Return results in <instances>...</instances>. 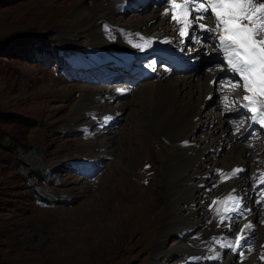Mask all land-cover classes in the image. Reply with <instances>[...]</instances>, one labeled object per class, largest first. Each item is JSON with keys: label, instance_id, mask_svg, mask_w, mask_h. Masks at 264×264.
Masks as SVG:
<instances>
[{"label": "rangeland", "instance_id": "374dc122", "mask_svg": "<svg viewBox=\"0 0 264 264\" xmlns=\"http://www.w3.org/2000/svg\"><path fill=\"white\" fill-rule=\"evenodd\" d=\"M162 2L0 0V264H248L256 251H264V211L255 215L250 231L240 210L237 220L230 215L232 229L225 233L242 237L235 249L224 246L216 257L217 247L208 245L222 206L220 177L205 185V206H193L201 224L186 230L189 216H171L162 234L170 204L162 201L183 191L174 185L179 177H172L182 159L178 150L170 157L174 140L160 124L149 130L151 124L138 117L135 90L148 79H129L117 61L133 53L134 60L146 57V67V43H124L115 31L134 18H148ZM81 5L100 17L106 7L117 6L110 15L115 29L103 21L102 40L95 38L91 18L75 29ZM109 34L124 47L100 44L112 42ZM179 42L167 45L181 56ZM194 50V74H203L217 56L209 57L204 46ZM159 64L149 70L158 73L166 65ZM121 83L130 86L120 96L129 105L122 114L100 115L95 94L107 97L105 89L110 93L111 85ZM223 90L217 88L212 102L224 100ZM234 152L231 141L225 142L217 152L220 164Z\"/></svg>", "mask_w": 264, "mask_h": 264}, {"label": "bare ground", "instance_id": "6f19581e", "mask_svg": "<svg viewBox=\"0 0 264 264\" xmlns=\"http://www.w3.org/2000/svg\"><path fill=\"white\" fill-rule=\"evenodd\" d=\"M116 1L126 5V0ZM183 2L184 0H163L160 5L155 6L154 12L151 15L149 14L148 18H134L130 20L129 25L119 26L122 28L115 30L118 31V37H121L125 41H123L124 43L127 42L142 47V45L148 42L144 49L145 51L148 50L149 54L146 63L148 76L139 79L132 75L134 74L132 68L134 66H143V63L146 62V57H139V59L135 60L136 62H140L137 65L133 63V59H136V57L131 58L133 53L126 55V60L119 58L117 61L125 72L128 69L126 73L129 75V79L131 77L139 80L148 79L142 82L135 90V96L139 100L136 107L137 110L139 109L138 114L140 113L138 117L146 121V123L149 122L151 124L149 130H154L160 124L162 130L171 137L170 139L174 140L175 149H170V157L174 156L175 151L178 150L179 158L182 159V168L175 166L176 169L172 172V177L173 179L179 177L175 180L174 185L177 187L181 185L183 191L168 193L164 202L162 201L164 205L166 201H170V204L168 207L165 205L166 209H168V220L160 227L170 226L171 216L178 218V220H184L183 217L189 216V219L186 217L187 220H184L185 224L183 223L182 227L184 229H191L194 225L201 224V222L195 219L197 210L193 207L194 204H198V206L203 204L205 206V185L217 181V177H227L222 178L224 181L220 189V203L222 206L219 210L220 217L218 216V223L211 227L213 231L206 237L210 240L208 245L213 248L217 247L215 256L220 257L224 246H232L234 249L238 247L236 239L224 231L232 229V226L227 224L231 216L236 219L239 215L238 210H240L243 216L245 215L242 222L245 225L255 226L253 223L255 215L260 211H264V180L258 181L261 179L260 177L264 176V130L260 127L256 129L257 127L251 128L248 124L241 125L240 123L239 119L247 113V110L242 108L245 102L243 96L247 93L241 87H233L237 83L242 84V81H240L238 75H235L232 71H228L222 64L219 39L218 43H213L216 33L202 31L197 24H193L188 28V35L180 36L179 29L184 27L185 24L182 19L180 22L172 19V15L177 12L176 9L172 8V4ZM258 2H264V0H258ZM115 11H117V6L115 5L106 7L101 11L104 17H100L97 13L93 16L83 5L78 6L76 10L78 23L75 29L81 28L80 23L83 20L86 21L88 18H91L93 19L91 28L96 32L94 36L97 40H102L104 38L103 32L106 30L102 22L107 23L105 24L107 27L115 29L114 23L110 18V15ZM197 14L190 9V19L194 18ZM210 14V11L205 13V15ZM204 23L212 26L207 20ZM109 37H111L112 42L104 40L100 44L110 43L109 46L111 44H116L117 47L123 46L120 39H116L111 35ZM174 40L180 41L178 45L185 50L181 56L173 50L172 46L167 45V43L173 45ZM156 42L161 43L156 44ZM158 46L169 47L171 56L176 61L174 64L180 62H185L186 65L195 63L198 59V52L194 49L203 46L206 48L205 52L209 57H217L213 60L214 63L210 64L203 74H194L196 72L194 71L196 63L194 67L178 70L171 66V64L164 63L163 61L162 63L158 61L160 64L166 65L159 64L160 67L155 70L158 71L157 73L150 71L149 67L152 69L157 62L159 56L154 54L153 50L157 49ZM210 51L214 52V54ZM132 65L133 67L131 68ZM129 82L127 80V83ZM225 83H229V86L226 88L224 87ZM220 86L224 88L220 94L224 97V100L220 99L221 102L218 101L219 104H215V102H212L213 93H216L217 88H220ZM129 87V85L124 83L115 86L111 85L110 93L107 91L108 89H105L103 93L107 97L102 96L99 92L96 93V97L101 102L99 105L101 108L100 115L122 114V111L129 105V102L121 101V92H124ZM92 112L97 113L95 108L92 109ZM144 127H147L146 124H144ZM144 131L147 132L146 130ZM227 141H231L235 152L220 164L217 152L220 148L224 147ZM134 145L135 141L130 146L131 150ZM125 154V145L123 143L122 156L124 157ZM235 169H240L241 171L234 176H230L229 174ZM169 185L171 186V184ZM252 193L253 195L255 194L254 204L249 200ZM229 196L233 199L228 200ZM225 200H228L227 204L224 203ZM237 200L240 202L238 207L235 203ZM225 207L229 211L225 212ZM183 209L185 213H183ZM170 211H172L171 215H169ZM228 215L231 216L229 217ZM164 227L162 234L168 230V228L165 230ZM253 228H246V230L250 231ZM263 252L261 250L256 251L248 264H264Z\"/></svg>", "mask_w": 264, "mask_h": 264}, {"label": "snow or ice", "instance_id": "6c2138e0", "mask_svg": "<svg viewBox=\"0 0 264 264\" xmlns=\"http://www.w3.org/2000/svg\"><path fill=\"white\" fill-rule=\"evenodd\" d=\"M172 8L177 10L172 19L177 22L182 19L185 24L179 29L180 36L188 35V28L193 24H197L202 31L217 34L219 47L224 51L227 65L242 81V84L237 83L233 87L243 88L247 93L243 96L248 102L245 106L254 113L252 118L258 119L261 125H264V2L184 0L183 3H173ZM190 9L198 13L191 19ZM209 11L211 14L205 15ZM205 20L212 26L202 22ZM240 171L235 169L229 175L234 176ZM231 199L233 198L229 196L228 200ZM228 200L224 203L227 204ZM235 203L238 207L240 202L237 200ZM224 211L229 209L225 207ZM244 227L250 228L251 225ZM241 239L240 236L236 237L237 245Z\"/></svg>", "mask_w": 264, "mask_h": 264}]
</instances>
